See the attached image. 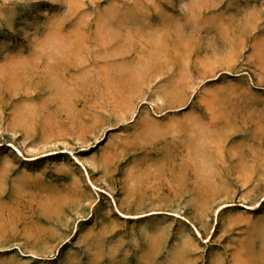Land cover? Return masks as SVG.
Masks as SVG:
<instances>
[{"label": "rangeland", "instance_id": "374dc122", "mask_svg": "<svg viewBox=\"0 0 264 264\" xmlns=\"http://www.w3.org/2000/svg\"><path fill=\"white\" fill-rule=\"evenodd\" d=\"M0 264H264V0H0Z\"/></svg>", "mask_w": 264, "mask_h": 264}]
</instances>
